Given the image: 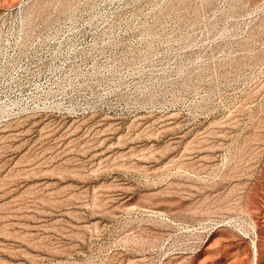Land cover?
<instances>
[{
    "label": "rangeland",
    "instance_id": "1",
    "mask_svg": "<svg viewBox=\"0 0 264 264\" xmlns=\"http://www.w3.org/2000/svg\"><path fill=\"white\" fill-rule=\"evenodd\" d=\"M0 264H264V0H0Z\"/></svg>",
    "mask_w": 264,
    "mask_h": 264
}]
</instances>
